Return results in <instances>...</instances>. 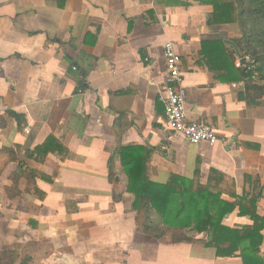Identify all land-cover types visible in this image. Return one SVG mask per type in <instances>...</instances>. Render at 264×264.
<instances>
[{
	"label": "crops",
	"instance_id": "1",
	"mask_svg": "<svg viewBox=\"0 0 264 264\" xmlns=\"http://www.w3.org/2000/svg\"><path fill=\"white\" fill-rule=\"evenodd\" d=\"M211 10L193 0H0V149L17 157L0 175L3 249L20 244L35 264H243L143 233L118 162L108 177L119 132L122 145L152 150V181L198 173L204 184L211 173L221 198L255 200L264 215V103L241 100L243 83L220 73L231 72L223 51H235L228 41L240 30L209 24ZM167 41L181 57L188 119L222 141L192 144L168 127ZM238 60L235 51L234 67ZM9 111L24 115L23 129ZM49 138L45 154L34 152ZM13 174L17 190L8 193ZM223 223L253 219L236 207ZM27 244L36 250L24 252Z\"/></svg>",
	"mask_w": 264,
	"mask_h": 264
},
{
	"label": "trees",
	"instance_id": "2",
	"mask_svg": "<svg viewBox=\"0 0 264 264\" xmlns=\"http://www.w3.org/2000/svg\"><path fill=\"white\" fill-rule=\"evenodd\" d=\"M193 1L212 6L209 24H238L240 35L231 40L239 53L248 56L254 65L234 67L235 51L232 47L231 51L225 48L223 52L231 62V72L219 71L221 74H234L233 80L243 83V89L238 93L241 100L249 105L264 103V0ZM218 40L221 45L224 44L223 39ZM221 74L216 75L218 79H224ZM8 113L17 120L19 129H23L24 115L14 111ZM116 136V145L108 162V177L111 181L116 178L114 169L118 162L126 178V191L134 197L132 206L136 212V224L143 233L170 243L211 246L216 249L217 256L239 257L243 264H264L260 253L264 240V215L256 213L255 200L236 205L221 198L223 190L215 187L216 181L211 173L204 184L200 182L198 173L193 178L172 174L165 183L154 182L149 177L152 150L138 145L124 146L120 143L119 132ZM50 139L37 146L34 152L43 153ZM16 159L13 149H0V175L5 164ZM11 180L8 193L17 190L15 174ZM236 207L239 214L253 219L251 225L229 227L223 223L225 215ZM189 232L207 233V240L196 239ZM22 254L16 247L5 251L0 256V264H29L32 260L30 256Z\"/></svg>",
	"mask_w": 264,
	"mask_h": 264
},
{
	"label": "built area",
	"instance_id": "3",
	"mask_svg": "<svg viewBox=\"0 0 264 264\" xmlns=\"http://www.w3.org/2000/svg\"><path fill=\"white\" fill-rule=\"evenodd\" d=\"M163 56L167 73L165 81L160 88V93L165 105L168 127L174 134L185 138L192 144L202 142L215 144L222 141L219 134L212 128L199 121L189 120L186 115L188 90L184 84L181 57L175 50L174 42H165ZM244 57L250 61L248 56ZM238 66H241L239 60Z\"/></svg>",
	"mask_w": 264,
	"mask_h": 264
},
{
	"label": "rangeland",
	"instance_id": "4",
	"mask_svg": "<svg viewBox=\"0 0 264 264\" xmlns=\"http://www.w3.org/2000/svg\"><path fill=\"white\" fill-rule=\"evenodd\" d=\"M226 24H229V23H226ZM232 24V23H231ZM232 25H236V23L234 24H232ZM238 25V24H237ZM235 28H237L236 30H238V32H239V30H240V28L239 27H237V26H235ZM2 239L0 238V256L2 257L3 255H4V253H5V251H8L6 248L5 249H3L4 248V242L3 241H1ZM18 248V250L21 252V245L20 244H15V246H14V248ZM25 247H27V249H24L23 251L25 252V251H27V250H31V252H34L36 249H35V247H34V245H31V244H27V246H25ZM42 247H44L43 248V250H42V252L46 249V246L45 245H42ZM9 250H13V249H9ZM25 255H27V253L26 254H24L23 256H25ZM35 261H30L29 262V264H35L34 263Z\"/></svg>",
	"mask_w": 264,
	"mask_h": 264
},
{
	"label": "water",
	"instance_id": "5",
	"mask_svg": "<svg viewBox=\"0 0 264 264\" xmlns=\"http://www.w3.org/2000/svg\"><path fill=\"white\" fill-rule=\"evenodd\" d=\"M228 43H230L234 47V49L237 53V56L240 58V64L241 65H246V66H253L254 65L252 61L247 60L246 57L242 56L239 53V51L237 50V48L235 47L233 42L228 41Z\"/></svg>",
	"mask_w": 264,
	"mask_h": 264
}]
</instances>
